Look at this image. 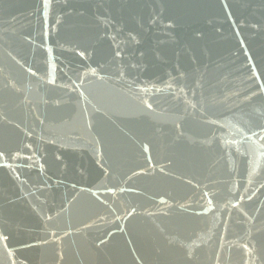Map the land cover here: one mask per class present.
<instances>
[{
	"label": "water",
	"instance_id": "95a60500",
	"mask_svg": "<svg viewBox=\"0 0 264 264\" xmlns=\"http://www.w3.org/2000/svg\"><path fill=\"white\" fill-rule=\"evenodd\" d=\"M0 264H264V0H0Z\"/></svg>",
	"mask_w": 264,
	"mask_h": 264
}]
</instances>
